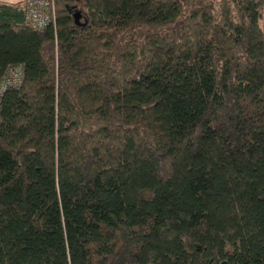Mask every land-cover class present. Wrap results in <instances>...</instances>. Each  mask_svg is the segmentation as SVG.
Returning a JSON list of instances; mask_svg holds the SVG:
<instances>
[{"label": "trees", "instance_id": "1", "mask_svg": "<svg viewBox=\"0 0 264 264\" xmlns=\"http://www.w3.org/2000/svg\"><path fill=\"white\" fill-rule=\"evenodd\" d=\"M56 3H0V264H264V0Z\"/></svg>", "mask_w": 264, "mask_h": 264}, {"label": "built area", "instance_id": "2", "mask_svg": "<svg viewBox=\"0 0 264 264\" xmlns=\"http://www.w3.org/2000/svg\"><path fill=\"white\" fill-rule=\"evenodd\" d=\"M26 20L33 30L41 31L55 22V0H25ZM23 67H14L7 70L0 80V100L7 89L18 87L23 83Z\"/></svg>", "mask_w": 264, "mask_h": 264}, {"label": "crops", "instance_id": "3", "mask_svg": "<svg viewBox=\"0 0 264 264\" xmlns=\"http://www.w3.org/2000/svg\"><path fill=\"white\" fill-rule=\"evenodd\" d=\"M6 1H9V0H6ZM6 1H4V0H0V3L8 4V5H13V4H18V3L24 2L25 0H19V1L16 2V3H8V2H6Z\"/></svg>", "mask_w": 264, "mask_h": 264}, {"label": "rangeland", "instance_id": "4", "mask_svg": "<svg viewBox=\"0 0 264 264\" xmlns=\"http://www.w3.org/2000/svg\"><path fill=\"white\" fill-rule=\"evenodd\" d=\"M4 1H6V0H4ZM18 1L19 0H9V1H6V2H8V3H16ZM55 10H56V13H57V3H56V0H55Z\"/></svg>", "mask_w": 264, "mask_h": 264}, {"label": "water", "instance_id": "5", "mask_svg": "<svg viewBox=\"0 0 264 264\" xmlns=\"http://www.w3.org/2000/svg\"><path fill=\"white\" fill-rule=\"evenodd\" d=\"M78 20H79V17L78 16H76V21L78 22ZM223 264H227L226 262H224Z\"/></svg>", "mask_w": 264, "mask_h": 264}]
</instances>
